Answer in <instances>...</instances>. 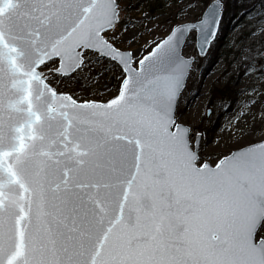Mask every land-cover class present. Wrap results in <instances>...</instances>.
Wrapping results in <instances>:
<instances>
[{
	"label": "snow or ice",
	"instance_id": "6c2138e0",
	"mask_svg": "<svg viewBox=\"0 0 264 264\" xmlns=\"http://www.w3.org/2000/svg\"><path fill=\"white\" fill-rule=\"evenodd\" d=\"M164 7L141 31L130 0H0V264H264V109L232 146L184 115L226 2Z\"/></svg>",
	"mask_w": 264,
	"mask_h": 264
},
{
	"label": "rangeland",
	"instance_id": "374dc122",
	"mask_svg": "<svg viewBox=\"0 0 264 264\" xmlns=\"http://www.w3.org/2000/svg\"><path fill=\"white\" fill-rule=\"evenodd\" d=\"M227 10L223 17V29L207 52L208 55L199 56L193 41H189L188 52L197 55V70L188 81V91L185 93L193 96L197 89L196 81L206 66L208 68L209 60L207 56H217V65L211 71L210 77L202 84V97L191 107L190 111L184 109L185 118L200 128L205 133L206 138L213 143L219 142L223 146H232L237 143H243L247 136H243L236 131V120L241 112H249V115L240 119L243 126L247 121L249 125L256 124L261 115V109H264V95H259L250 91L252 87L264 92V76L256 75V66L249 69V74H245L250 53L248 48L255 50L264 48V35L257 32L255 35H249L253 29L248 26L253 22V17L260 9V0H225ZM130 3L136 5L128 15L143 31L144 26L151 24L155 26L163 21L168 24L178 22V18L172 14L176 12L175 7H164L165 0H130ZM201 7L203 4L201 3ZM248 10L250 15L244 17V11ZM147 14L151 19L136 20L137 17H143ZM196 13L188 16V19ZM183 15V13H181ZM131 28V25H129ZM164 25L161 27L162 34ZM143 40H139V45H143ZM243 50V51H242ZM103 82V81H102ZM255 96L259 101L255 107L252 104V97ZM209 111V115L206 116ZM256 114V121L252 120L251 113ZM259 136V132L252 138Z\"/></svg>",
	"mask_w": 264,
	"mask_h": 264
},
{
	"label": "bare ground",
	"instance_id": "6f19581e",
	"mask_svg": "<svg viewBox=\"0 0 264 264\" xmlns=\"http://www.w3.org/2000/svg\"><path fill=\"white\" fill-rule=\"evenodd\" d=\"M221 28L223 29V26H221ZM207 55H208V53H207ZM216 58H217V56H215V57L207 56V60H209L208 68L206 66V70L204 69V71H202L201 74L198 76V79L196 81V85H198L197 89L194 91L193 96H190V93L185 95L187 102H188V106L185 108L186 111H190L191 107L194 105V102L197 103V101L200 99V97H202V84L205 83V81L211 76L209 73V69L211 71V69L215 65H217V59ZM197 93H198V96H196V98L193 99V97Z\"/></svg>",
	"mask_w": 264,
	"mask_h": 264
},
{
	"label": "water",
	"instance_id": "95a60500",
	"mask_svg": "<svg viewBox=\"0 0 264 264\" xmlns=\"http://www.w3.org/2000/svg\"><path fill=\"white\" fill-rule=\"evenodd\" d=\"M197 50V49H196ZM209 115V111L207 112V114H206V116H208Z\"/></svg>",
	"mask_w": 264,
	"mask_h": 264
}]
</instances>
